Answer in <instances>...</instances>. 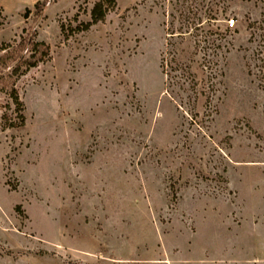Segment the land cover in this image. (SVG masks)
Returning <instances> with one entry per match:
<instances>
[{
	"label": "rangeland",
	"instance_id": "374dc122",
	"mask_svg": "<svg viewBox=\"0 0 264 264\" xmlns=\"http://www.w3.org/2000/svg\"><path fill=\"white\" fill-rule=\"evenodd\" d=\"M43 1L0 0V79L50 49L0 84V264H264V0Z\"/></svg>",
	"mask_w": 264,
	"mask_h": 264
},
{
	"label": "trees",
	"instance_id": "16d2710c",
	"mask_svg": "<svg viewBox=\"0 0 264 264\" xmlns=\"http://www.w3.org/2000/svg\"><path fill=\"white\" fill-rule=\"evenodd\" d=\"M48 4V0H45L43 2H39L35 5V12L36 14H41L42 11L45 9V7ZM117 7V0H100L97 3L94 4L92 10H91V21L89 23H85V24H80L75 30V33H79V32H87L91 29V27L97 25L98 23L103 22L106 19L107 14L114 10ZM31 10L27 9L26 14H25V18L27 19L28 16L30 15ZM29 38L28 39H22L20 44L14 48L15 50L13 51V53H10L8 55H4V59L5 58H10L9 60H13V57L15 55H17L18 53H22L25 51L26 47L28 48V52H30V57L28 60H24L22 61L21 59H19L18 61H16V66L15 68L12 69L11 73L9 76H7L5 79H0V84H3V81L9 80L11 81L13 79V77L15 78H19L21 76L26 75L30 70H32L33 68H36L40 63L44 62V60L49 56V52L50 49L49 47L44 44V43H38L35 42L34 40V33L32 35L29 34ZM9 46L8 45H2L0 47V52L6 51L8 50ZM16 52V53H15ZM12 56V57H11ZM16 57V56H15ZM1 61V60H0ZM6 61V60H4ZM15 82L13 81V83L11 85H2L4 87H2V89L4 90L7 89L9 90L8 92H6L8 99L12 102V104L15 106V112L17 114V118L19 120V124H13L10 123V127L11 128H15L17 126H24L25 122H26V118L23 115V111H24V105L23 103L20 101L19 99V95L15 89Z\"/></svg>",
	"mask_w": 264,
	"mask_h": 264
},
{
	"label": "built area",
	"instance_id": "2783aa9c",
	"mask_svg": "<svg viewBox=\"0 0 264 264\" xmlns=\"http://www.w3.org/2000/svg\"><path fill=\"white\" fill-rule=\"evenodd\" d=\"M230 27H231V28L234 27V23H233V21H231V23H230Z\"/></svg>",
	"mask_w": 264,
	"mask_h": 264
}]
</instances>
